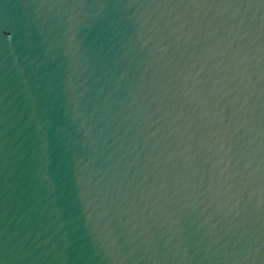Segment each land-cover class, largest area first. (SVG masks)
Wrapping results in <instances>:
<instances>
[{
    "label": "water",
    "instance_id": "95a60500",
    "mask_svg": "<svg viewBox=\"0 0 264 264\" xmlns=\"http://www.w3.org/2000/svg\"><path fill=\"white\" fill-rule=\"evenodd\" d=\"M0 264H264V0H0Z\"/></svg>",
    "mask_w": 264,
    "mask_h": 264
}]
</instances>
